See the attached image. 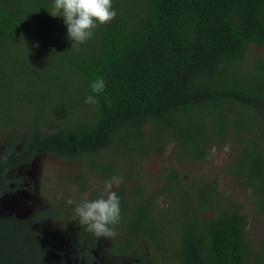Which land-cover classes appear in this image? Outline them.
<instances>
[{"label": "trees", "instance_id": "obj_1", "mask_svg": "<svg viewBox=\"0 0 264 264\" xmlns=\"http://www.w3.org/2000/svg\"><path fill=\"white\" fill-rule=\"evenodd\" d=\"M112 2L115 19L77 51L63 18L48 12L53 0H0V199L23 185L21 167L52 155L103 185L123 178L122 218L108 248L115 257L264 264V238L255 248L244 205L220 190L217 175L187 179L167 167L164 187L150 197L139 170L170 147L181 161L200 163L230 144L222 173L251 193L264 217V0ZM98 77L100 94L90 88ZM88 95L98 103L85 104ZM86 178H69L75 196L54 194L29 216H0V264L102 263L104 238L73 211L101 195L83 196ZM165 193L171 201L158 207ZM47 220L60 222L65 248L38 227Z\"/></svg>", "mask_w": 264, "mask_h": 264}, {"label": "rangeland", "instance_id": "obj_2", "mask_svg": "<svg viewBox=\"0 0 264 264\" xmlns=\"http://www.w3.org/2000/svg\"><path fill=\"white\" fill-rule=\"evenodd\" d=\"M254 54H259L262 50L256 45L251 47ZM16 113L15 110H12ZM254 135V134H251ZM2 142L0 143L1 146ZM224 148H213L210 156L200 163H190L181 161L175 156L172 148H168L162 155H155L143 160L139 165L142 174V183L145 185V195L153 197L164 187L163 175L167 167H173L181 176L187 179H202L203 176H218L220 190L229 194L233 199L244 205V212L247 214L249 224L247 234L255 248H259L264 238V217L258 216L252 208L251 193L242 190L237 179L222 173L223 165L232 158V153H225ZM122 161H124L122 159ZM23 177V185L14 193H7L0 199V216L16 214L18 216H29L33 210L45 207L49 203L52 195L75 196L78 194L76 187L71 185L69 178L74 173L85 174L88 180L89 191L83 194L87 197L92 190L103 192V183L96 180L79 165L63 162L56 156L40 155L29 165L21 167L17 171ZM132 186L128 187L131 191ZM114 191L117 187H114ZM170 194H163L157 198L158 207L170 203ZM207 216V215H206ZM45 237L55 248H65V241L61 236L60 222L57 220H47L40 224ZM117 239L104 238L100 245L97 256L101 259V264H129V258L115 257L108 250L112 241ZM102 250L104 258L102 259ZM51 254H53L51 252Z\"/></svg>", "mask_w": 264, "mask_h": 264}, {"label": "clouds", "instance_id": "obj_3", "mask_svg": "<svg viewBox=\"0 0 264 264\" xmlns=\"http://www.w3.org/2000/svg\"><path fill=\"white\" fill-rule=\"evenodd\" d=\"M53 17H62L67 26L68 38L73 41L71 49L79 50V45L86 43L100 25H106L115 19L117 12L112 0H53L51 11ZM91 91L103 93L106 84L103 77H98L90 84ZM85 104L98 103L96 96L88 95ZM223 151H231L230 144ZM6 159V157H5ZM122 177L114 175L104 182L103 192L96 199H85L76 204L73 211L80 225L97 238H114L116 226L121 221L120 197L114 187H119Z\"/></svg>", "mask_w": 264, "mask_h": 264}, {"label": "flooded vegetation", "instance_id": "obj_4", "mask_svg": "<svg viewBox=\"0 0 264 264\" xmlns=\"http://www.w3.org/2000/svg\"><path fill=\"white\" fill-rule=\"evenodd\" d=\"M116 240V239H115Z\"/></svg>", "mask_w": 264, "mask_h": 264}]
</instances>
